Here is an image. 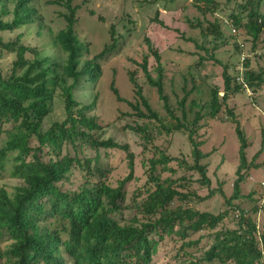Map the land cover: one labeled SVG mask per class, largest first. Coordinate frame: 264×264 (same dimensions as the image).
I'll use <instances>...</instances> for the list:
<instances>
[{"label":"trees","instance_id":"1","mask_svg":"<svg viewBox=\"0 0 264 264\" xmlns=\"http://www.w3.org/2000/svg\"><path fill=\"white\" fill-rule=\"evenodd\" d=\"M10 1L0 0V32L13 31L42 20L32 0H14L13 8L8 5ZM228 1H235L228 13L231 23L237 30L238 27L245 28L252 38V47L256 48L264 34V0ZM50 2L63 4L68 9L64 14L67 25L55 36L56 43L66 53L64 62L49 56L42 57L37 48L22 42L21 35L11 41L0 37V50L15 53L9 70L0 68V175L9 171L13 177L23 180L12 192L0 187V261L6 260L9 264H154L165 237L179 236L184 245H192L197 240H186L192 234L215 230L211 246L200 258L188 260V264H264L261 247L264 233L259 236L254 217L258 208L252 215L233 203L234 199L242 196V183L255 165L254 160L248 159V136L234 111L228 108L240 141V162L233 195L226 199L227 208L218 213L195 209L189 205L191 199H206L215 191L211 189L205 197L182 191L177 185L184 186L179 180L186 179V176L173 178L169 173L176 171L175 164H172L176 160L179 166L186 165L198 172L202 184L210 186L208 164L202 162L210 154L202 150L203 140L195 137L200 120L205 116L204 106L194 102L200 109L196 111L192 127L182 121L188 118L186 109H183L182 119L173 113L164 92L165 68L160 50L149 36H145L149 52L157 61L156 74L149 69V54L143 56L140 65L148 82L157 88L168 114L177 120L172 126L164 127L168 131H189L194 162L187 165L185 159L170 156L155 145V153L143 162L145 182L135 189L132 200L128 202L127 186L136 179V154L130 144L96 134L95 131L105 127L98 116L90 114L96 107L97 95L88 104H82L75 96V91L83 83L96 82L102 75L98 60L116 48V27L111 25L112 43L82 63L89 48L80 41L76 32L78 5H73L74 0ZM204 2L216 5V0ZM160 13V10L156 11L153 21L168 28ZM8 15L11 17L4 18ZM196 26L202 27V23L198 22ZM204 29L214 34L216 39L224 36L219 18L209 22L206 28L202 27ZM181 36L197 42L186 37L185 33ZM196 45L202 48L198 43ZM216 48L217 45L214 50ZM205 49L207 57L200 56L201 60L211 58L221 62L211 49ZM27 52H31L33 57H29ZM250 64V58L244 56L242 81L238 80L239 77L233 79L228 73V65L223 64L224 92L220 96L217 88L212 90L208 110L211 118L222 111L231 92L245 87L255 89L264 83V70L257 71ZM129 74L136 99L133 101L122 96L112 82L117 99L132 107L130 115L161 121L135 72ZM58 90L64 97L66 117L44 130L42 122L53 111ZM189 94L188 91L180 100L181 106ZM130 127L146 131L140 125ZM146 137L149 138L147 134ZM34 140L36 144H33ZM84 145L95 149L96 154L81 155ZM101 149H121L126 153L128 173L116 186L110 182L112 168L104 164ZM176 199L182 203L173 206ZM235 208L242 212L238 218L232 214ZM126 209L134 211L131 217L125 214ZM230 215L237 220V227L217 230Z\"/></svg>","mask_w":264,"mask_h":264},{"label":"rangeland","instance_id":"2","mask_svg":"<svg viewBox=\"0 0 264 264\" xmlns=\"http://www.w3.org/2000/svg\"><path fill=\"white\" fill-rule=\"evenodd\" d=\"M204 1L74 0L73 5H78L76 32L80 41L89 48V52L82 58V63L87 58L100 53L106 44L112 43V24L116 27L118 38L116 48L98 60L102 66L100 78L93 83H83L75 91V96L82 104H88L97 95L96 107L90 114L98 116L105 127L101 131H95L96 134H99L101 138L112 137L117 142L128 143L131 150L135 152L136 179L127 186L128 202L132 200L135 189L145 182L143 162L145 158L155 153V145L161 147L170 156L185 159L187 165L192 164L194 158L188 136L189 131L187 129L168 131L165 128L172 126L177 120L168 114L157 88L148 82L140 65L143 56L149 54V69L156 74L157 61L150 54L145 41V36H149L161 53L165 68L164 92L169 98L173 113L182 119L183 109H186L188 118L182 121L192 127L196 111L200 109V106L194 105V102L204 106L202 110L205 116L200 120V127L195 137L203 140L204 144L201 148L210 154L202 161L208 164L210 186L202 184L198 172L188 169L186 165L179 166L176 160L172 163L175 164L176 171L169 175L173 178L186 176V179L179 180L185 185L177 186L182 191L195 193L196 196L205 197L211 189L215 191L213 196L206 199H191L189 203L191 207L214 213L227 208L226 199L233 195L234 182L237 178L236 170L240 162V141L236 132V123L228 113V108H231L248 136L250 144L247 150L248 159L255 162L242 183V196L234 199L233 203L252 215L255 208H258V214H254V217L260 236L264 233V83L256 86L255 89L245 87L241 91L231 92L227 104L215 118L209 116L208 110L212 90L217 88L220 96L224 92L223 64L228 65V73L233 79L239 77L237 79L241 81L244 56L250 58L251 68L257 71L264 70V34L256 48H253L252 38L245 28L238 27L237 33H234L232 27L224 21L225 19L231 22L228 13L235 1L216 0V5L213 6ZM14 3L15 1L11 0L8 3L9 7L13 8ZM32 4L38 9L42 20L34 21L13 31L0 32V37L4 41H11L21 35L22 42L31 48H37L42 57L49 56L64 62L66 53L56 43L55 36L67 25L64 16L68 12L67 7L63 4H53L50 0H32ZM157 10H160V17L168 28L153 21ZM10 17L11 15H8L4 18ZM217 18L221 20V29L224 32L222 39H216L214 34L208 33L205 29L202 30V27L206 28L209 22H214ZM198 22L202 23V27L196 26ZM181 33H185L186 37L194 38L197 42L187 40L181 36ZM197 43L202 48L197 46ZM215 45L217 48L214 50ZM203 46L211 49L221 62L211 58L201 60L200 56L207 57ZM27 55L33 57L31 52H27ZM14 59L15 53L0 50V68L4 71L9 70ZM132 71L135 72L152 107L159 113L161 121L139 119L130 115L129 113L133 112L132 107L117 99L111 87L112 82L122 96L135 101L134 86L129 78V72ZM188 91L190 94L184 106H181L180 100ZM65 117L64 97L58 90L54 109L42 122V128L46 130L53 122L62 121ZM137 125L145 127L146 131L140 132L130 127ZM33 144H36L35 140ZM100 152L104 164L112 168L110 182L116 186L118 181L128 173L126 153L121 149H101ZM95 154V149L89 145L81 148L83 156ZM22 183V179L13 177L9 171L0 175V187H5L10 192ZM180 203L182 201L176 199L173 206ZM131 212L134 211L126 209L125 214L131 217ZM226 227L236 228L237 220L230 215L224 219L217 230ZM214 232L215 230H202L192 234L186 239L197 240V243L192 245H184L179 236L165 237L160 243L154 264H188V260L200 258L211 246ZM261 247L264 250V241L261 242ZM0 264L9 263L1 260Z\"/></svg>","mask_w":264,"mask_h":264},{"label":"built area","instance_id":"3","mask_svg":"<svg viewBox=\"0 0 264 264\" xmlns=\"http://www.w3.org/2000/svg\"><path fill=\"white\" fill-rule=\"evenodd\" d=\"M226 22L232 27V31H233L234 33H237V28H236L231 22H229V21H227V20H226ZM263 185H264V182H263ZM232 214H233L236 218H238V217L241 216L242 212H241L240 209L235 208V209L233 210V213H232Z\"/></svg>","mask_w":264,"mask_h":264}]
</instances>
